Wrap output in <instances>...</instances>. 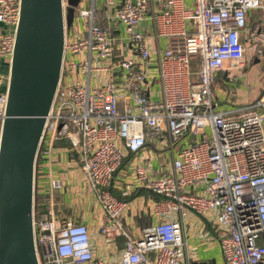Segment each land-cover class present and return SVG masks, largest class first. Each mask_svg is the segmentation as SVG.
<instances>
[{
  "label": "built area",
  "instance_id": "2783aa9c",
  "mask_svg": "<svg viewBox=\"0 0 264 264\" xmlns=\"http://www.w3.org/2000/svg\"><path fill=\"white\" fill-rule=\"evenodd\" d=\"M158 2L154 36L176 40L159 56L156 72L146 68L151 35L140 29L150 0H127L114 9L112 18L124 27V41L136 51L116 64L111 62L117 38L96 23L95 7L78 10L66 29L61 79L37 155L38 160L42 147L44 162L37 170L36 160L35 167V195L49 196L48 206L39 212L34 207L39 264H212L193 261L188 252L184 220L191 214L213 226V233L202 236L218 244L219 264H264V92L253 104L227 109L218 108L212 92L219 72L244 68L249 51L264 54V27L248 24V11L260 8L261 1ZM21 3L0 0V23L10 27L0 33V58L10 66ZM105 5L113 8L115 0ZM189 22L196 32L188 33ZM94 69L114 72L95 87L72 81L77 72L90 78ZM10 81V72L0 70V131L8 116ZM156 82L157 92L152 89ZM123 91L133 100L125 112L119 101ZM154 139L171 151L172 172L151 178L145 165L136 167L138 181L162 199L153 204L156 221L133 238L122 222L130 188L120 198L112 186L126 152L139 153ZM59 140L69 143L65 149L78 160L101 209L97 233L113 247L110 253L117 250L116 238H124V248L109 258L95 256L96 233L89 223L57 211L55 192L64 189V179H50L48 191L38 185Z\"/></svg>",
  "mask_w": 264,
  "mask_h": 264
},
{
  "label": "crops",
  "instance_id": "0c3cea01",
  "mask_svg": "<svg viewBox=\"0 0 264 264\" xmlns=\"http://www.w3.org/2000/svg\"><path fill=\"white\" fill-rule=\"evenodd\" d=\"M126 1L127 0H115V5L112 8L105 5V0H83L82 6L78 9L95 7L96 23L107 28L116 36L114 61L111 62L113 64H116L123 56H136L134 47H131L128 43L126 44V41H124V27L112 18L114 9L121 6ZM260 1L262 5L260 8L248 11V24L252 28L264 27V0ZM188 4L191 5V1H189ZM160 7L161 5L158 0H150L149 15L140 27L147 35H151V57L146 64V68L149 72L157 71L159 56L176 40H169L165 37L158 39L154 36L152 15L154 12L158 11ZM83 30L84 31L81 33L82 36L87 34V30H85V28ZM8 31H10V27L4 23H0V33H6ZM187 31L190 34L196 32V25L194 22L188 23ZM69 58L71 57L69 56ZM247 58L248 64L244 68H234L231 71L219 72L217 74L212 84V92L213 98L219 109H227L229 106L250 105L262 97L264 92V54L262 56H256L249 51ZM103 63L110 64V62ZM96 64L97 62L94 61L93 65L95 67L97 66ZM134 68H138V65L134 66ZM192 68L196 71L198 63L196 64L194 62ZM0 70L5 74L10 72V65L7 60L0 58ZM112 72L114 71H97L94 69L90 78L81 72H77V75H74L72 81L77 79L85 85L89 83L91 87H95L98 86L102 80H108ZM113 74L116 75L118 81L122 80L120 73L115 72ZM4 89H6V85L3 87V90ZM152 89L156 92L158 91V82H156ZM158 96L157 93L153 94V97ZM119 101L121 112H125L126 109L133 107V100L125 91L120 94ZM67 146H69V144L66 146L56 144V148L52 151L51 159L45 161L44 177L38 182V185L48 191L50 179L53 177L64 179V189L55 192L57 211L75 218L78 222L84 221L89 223L93 232L96 233L94 244L95 256L99 258H109L110 255L124 248V238H116L117 250L110 253V249L113 247L97 233L98 225L102 219L101 209L96 204L95 198L83 177L78 164L79 162H77L78 160H76L72 154L68 153V150L66 151L65 147ZM164 147L166 149H164ZM172 156L171 151H169L163 140H149L145 148L139 153L126 152L124 162L115 176L112 190L116 196L123 198V193L130 188V190L128 189L130 194L125 197L129 201V208L123 214L122 222L127 229L132 226V234L136 238L141 236L142 230L146 226L156 221L153 213V204L156 200H159L156 194L148 190L138 181L136 167L139 164H143L148 168L151 178H160L172 172ZM184 221L188 241V252L190 248L197 249V245L199 244L197 241H202L209 243L207 247L212 248V250H210V255L208 256H213L216 247H219L218 244L202 239V235L206 232L213 233V226L208 224L203 218L194 214H191V216ZM215 259L216 258L209 259L204 262L217 264Z\"/></svg>",
  "mask_w": 264,
  "mask_h": 264
},
{
  "label": "water",
  "instance_id": "95a60500",
  "mask_svg": "<svg viewBox=\"0 0 264 264\" xmlns=\"http://www.w3.org/2000/svg\"><path fill=\"white\" fill-rule=\"evenodd\" d=\"M83 0H22L0 131V264H39L34 235L35 167L60 83L66 29Z\"/></svg>",
  "mask_w": 264,
  "mask_h": 264
},
{
  "label": "rangeland",
  "instance_id": "374dc122",
  "mask_svg": "<svg viewBox=\"0 0 264 264\" xmlns=\"http://www.w3.org/2000/svg\"><path fill=\"white\" fill-rule=\"evenodd\" d=\"M194 62L197 64V61H194ZM194 62H193V65H194ZM229 108H230V106H229ZM164 149H166V148L164 147ZM126 230L133 238H136L132 234V226H130L128 229L126 228ZM202 239L204 240L205 238L202 236ZM197 242H199V244L197 245V249H194V248H192V249L190 248L189 249V254H190V256H191L193 261H197V260L198 261H206V260H209V259L216 258L215 261L217 262V264L221 263V253H220V248L219 247H216L215 252H213V256H208V255H210V250H212V248H208L207 247V245L209 243H205V242H202V241H197Z\"/></svg>",
  "mask_w": 264,
  "mask_h": 264
},
{
  "label": "trees",
  "instance_id": "16d2710c",
  "mask_svg": "<svg viewBox=\"0 0 264 264\" xmlns=\"http://www.w3.org/2000/svg\"><path fill=\"white\" fill-rule=\"evenodd\" d=\"M56 144L61 145V146L62 145L66 146L69 143L66 140H59V141H57ZM41 150H42V147H41ZM41 150H40L38 160H37V170L41 167V164L44 162L43 152H41ZM157 197L159 200L162 199V196L157 195ZM48 205H49V196L36 192V195H35V211L39 212V211H41V209L45 208Z\"/></svg>",
  "mask_w": 264,
  "mask_h": 264
}]
</instances>
